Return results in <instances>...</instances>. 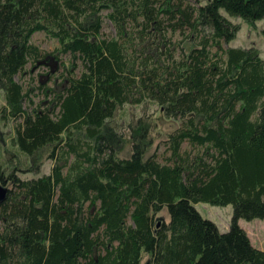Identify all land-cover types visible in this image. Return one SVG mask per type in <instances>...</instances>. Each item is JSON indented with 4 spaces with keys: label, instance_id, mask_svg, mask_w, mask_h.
I'll return each mask as SVG.
<instances>
[{
    "label": "trees",
    "instance_id": "trees-1",
    "mask_svg": "<svg viewBox=\"0 0 264 264\" xmlns=\"http://www.w3.org/2000/svg\"><path fill=\"white\" fill-rule=\"evenodd\" d=\"M105 9L117 36L102 34ZM222 10L255 26L264 0H0L1 116L23 118L10 137L0 131V264H264L238 223L264 218V58L224 47L240 24ZM130 21L138 30L126 37ZM186 29L197 42L177 57L167 34ZM37 31L59 46L42 52ZM65 54L61 88L40 85L52 97L27 110L34 89L16 76ZM145 101L180 121L169 161L148 154L146 118L131 129V155L119 154L115 113ZM200 201L233 205L228 230Z\"/></svg>",
    "mask_w": 264,
    "mask_h": 264
},
{
    "label": "rangeland",
    "instance_id": "rangeland-1",
    "mask_svg": "<svg viewBox=\"0 0 264 264\" xmlns=\"http://www.w3.org/2000/svg\"><path fill=\"white\" fill-rule=\"evenodd\" d=\"M206 1L207 0H184V3L198 5L199 3L204 4ZM109 12L110 11L107 9L102 11V34L103 36L114 37L117 36V29L112 19L107 17ZM222 12L230 20L240 24V29L237 33V36L230 42L224 43V47L233 45L247 47L253 45L258 47L261 52V56L264 58V35L261 32V29L264 27V19L257 21L255 26H253L240 17L230 16L224 10H222ZM137 24L138 23H132L131 21L127 22V32L129 35L126 34V37H130L132 33L138 30L136 27ZM167 35L170 40L169 45L171 47H175L176 49L175 55L177 57L182 56L183 51H188L197 42L196 37L190 34L189 29L184 31H169ZM31 41L44 53H50L59 46L58 40L48 35L45 31H37L33 33ZM70 62V55H61L59 62H54L52 59L49 60L47 64L42 63L32 71L30 69L32 67L31 64H28L25 73L23 75L18 74L16 76L17 80L23 84L25 89H34V92L31 94L32 102L27 101L25 103L27 110H31V107L34 105L48 101L52 97V95L48 96L45 94L46 87H48V89L51 87L56 89L61 88L62 84L64 83V76L67 75L63 63H65L67 66ZM81 70L82 67L80 61H78V66L75 73L79 74ZM47 71L53 72L52 74L54 76L51 80H49V75L45 76ZM40 85H46V87L41 88ZM5 103L6 102L3 93L0 91V131H2L3 135L10 137L14 131V127L19 122H22L23 118L19 117L18 119L14 120L2 119V109ZM140 118H146L151 121L150 134L152 137V145L148 150V154L156 151L157 159L160 162L163 163L169 161L168 157L171 155V150L166 140L169 134L180 125V121L166 117L159 105L153 101H145L136 105L126 104L115 113L112 123L126 136V142L119 151L120 156L126 157L131 155L133 144L131 129L136 127V123ZM8 137L6 141H2L1 148H4L5 146L11 148L10 139H8ZM182 146L183 150L187 149L193 153L198 150L197 148H192L188 142H184ZM52 165L53 161L48 159L42 166L41 174L50 172ZM22 176L33 175L22 174ZM7 187H9V185H7ZM195 207L203 217L214 221L221 231H226L230 227L234 210L232 204L214 205L208 202L200 201L195 203ZM168 219L169 214L166 207L156 214V220L158 222ZM238 223L246 231L252 244L258 248L264 249V218H254L251 220L241 218L239 219ZM146 263L147 262L145 259L143 264Z\"/></svg>",
    "mask_w": 264,
    "mask_h": 264
},
{
    "label": "water",
    "instance_id": "water-1",
    "mask_svg": "<svg viewBox=\"0 0 264 264\" xmlns=\"http://www.w3.org/2000/svg\"><path fill=\"white\" fill-rule=\"evenodd\" d=\"M6 191H7V188L5 186H3L2 184H0V201L5 198ZM157 225L159 226L160 225V222H158Z\"/></svg>",
    "mask_w": 264,
    "mask_h": 264
},
{
    "label": "bare ground",
    "instance_id": "bare-ground-1",
    "mask_svg": "<svg viewBox=\"0 0 264 264\" xmlns=\"http://www.w3.org/2000/svg\"><path fill=\"white\" fill-rule=\"evenodd\" d=\"M234 46V45H233Z\"/></svg>",
    "mask_w": 264,
    "mask_h": 264
}]
</instances>
